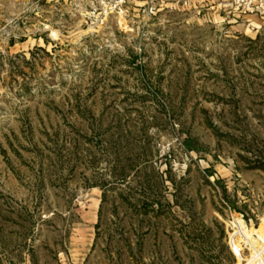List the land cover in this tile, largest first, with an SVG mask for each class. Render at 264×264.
<instances>
[{
    "label": "rangeland",
    "instance_id": "1",
    "mask_svg": "<svg viewBox=\"0 0 264 264\" xmlns=\"http://www.w3.org/2000/svg\"><path fill=\"white\" fill-rule=\"evenodd\" d=\"M0 264H264V0H0Z\"/></svg>",
    "mask_w": 264,
    "mask_h": 264
},
{
    "label": "built area",
    "instance_id": "2",
    "mask_svg": "<svg viewBox=\"0 0 264 264\" xmlns=\"http://www.w3.org/2000/svg\"><path fill=\"white\" fill-rule=\"evenodd\" d=\"M232 249H233V252H234L235 255H240L241 254L242 249L240 247H238L237 245L233 244Z\"/></svg>",
    "mask_w": 264,
    "mask_h": 264
}]
</instances>
